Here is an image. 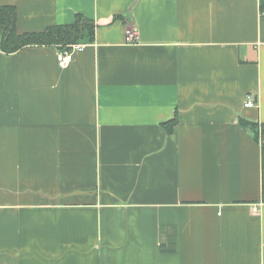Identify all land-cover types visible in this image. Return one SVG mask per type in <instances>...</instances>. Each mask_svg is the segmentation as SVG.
Segmentation results:
<instances>
[{
    "label": "crops",
    "instance_id": "0c3cea01",
    "mask_svg": "<svg viewBox=\"0 0 264 264\" xmlns=\"http://www.w3.org/2000/svg\"><path fill=\"white\" fill-rule=\"evenodd\" d=\"M0 5L96 24L66 68L0 34V264H264V0Z\"/></svg>",
    "mask_w": 264,
    "mask_h": 264
},
{
    "label": "trees",
    "instance_id": "16d2710c",
    "mask_svg": "<svg viewBox=\"0 0 264 264\" xmlns=\"http://www.w3.org/2000/svg\"><path fill=\"white\" fill-rule=\"evenodd\" d=\"M96 24L83 14L78 13L75 21L70 24L51 25L42 31L19 32L16 23V7L0 5V34L2 36L1 49L7 53H15L27 46H57L59 50L69 45L83 42L88 36L94 41ZM240 124L250 130L255 137L264 136V123L253 124L243 119ZM176 118L164 123L168 133H172Z\"/></svg>",
    "mask_w": 264,
    "mask_h": 264
},
{
    "label": "built area",
    "instance_id": "2783aa9c",
    "mask_svg": "<svg viewBox=\"0 0 264 264\" xmlns=\"http://www.w3.org/2000/svg\"><path fill=\"white\" fill-rule=\"evenodd\" d=\"M138 40V32L135 28L129 27L127 30V41L136 42ZM85 44L82 42L69 45L67 48L59 51V64L62 68H66L72 62L76 52L82 51ZM258 104L254 102L251 95L246 96L245 107H257ZM264 138V136L261 135Z\"/></svg>",
    "mask_w": 264,
    "mask_h": 264
},
{
    "label": "rangeland",
    "instance_id": "374dc122",
    "mask_svg": "<svg viewBox=\"0 0 264 264\" xmlns=\"http://www.w3.org/2000/svg\"><path fill=\"white\" fill-rule=\"evenodd\" d=\"M80 43H82V42H80ZM256 103V102H255Z\"/></svg>",
    "mask_w": 264,
    "mask_h": 264
}]
</instances>
